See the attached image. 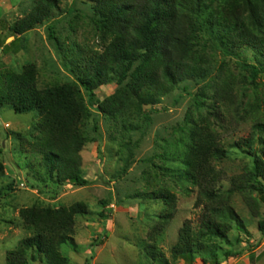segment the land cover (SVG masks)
Instances as JSON below:
<instances>
[{"label":"rangeland","instance_id":"rangeland-1","mask_svg":"<svg viewBox=\"0 0 264 264\" xmlns=\"http://www.w3.org/2000/svg\"><path fill=\"white\" fill-rule=\"evenodd\" d=\"M33 6L34 0H0V85L4 74H20L29 64L36 66L39 88L74 83L48 28L54 27L64 51H103L112 34L99 25L91 0H60L52 19L15 41L11 27ZM204 42L207 36L201 38ZM197 51L208 77L180 84L156 106L141 111L128 107L112 116L89 104L90 116L82 125L89 140L81 153L82 170L90 181L86 187L55 184L52 166L33 152L30 144L40 136L42 121L36 111L0 109L1 159L6 168L0 176V264L34 233L20 218L21 209L70 207L77 202L85 203L90 214L76 217L73 241L60 247L68 264H158L148 257V246L162 251L169 264H203L199 256L188 263L171 254L184 223H200L202 209L194 206L198 189L179 171L195 126L210 127L220 137L227 152L215 164L223 175L221 191L227 192L228 204L245 224V231L234 228L228 233V242L217 241L223 252H240L223 264H264V234L258 229L264 203L250 186L230 192L232 179L243 177L251 167V157L235 144L249 137L264 115V75L253 76L243 67L254 63L252 53L230 57L211 44ZM124 85L102 86L97 98L105 101ZM82 95L87 103L83 90ZM225 95L227 101H220ZM127 164V172L119 174ZM54 190L58 192L52 194ZM160 191L176 197V214L167 225L161 218L167 211L165 202L146 195ZM28 264L47 262L37 257Z\"/></svg>","mask_w":264,"mask_h":264},{"label":"trees","instance_id":"trees-1","mask_svg":"<svg viewBox=\"0 0 264 264\" xmlns=\"http://www.w3.org/2000/svg\"><path fill=\"white\" fill-rule=\"evenodd\" d=\"M91 1L99 25L112 34L103 51H64L54 27L48 28L74 83L39 88L36 66L29 64L20 74H4L0 85V109L10 106L18 114L36 111L41 116L40 136L30 145L34 153L42 155L44 163L52 166V177L60 187L90 184L82 170L81 156L89 142L82 131L90 116L89 104L112 116L123 114L128 107L141 111L145 106L160 104L180 84L208 77L197 51L207 44L230 57L252 53L254 63L243 67L253 76L264 75V0ZM59 7L60 0H34L29 14L11 27L15 41L52 19ZM206 36L208 42L201 43ZM113 83L125 85L109 99L100 101L96 91ZM219 100L227 101V95ZM189 135V146L179 161L180 177L198 189L194 206L201 207L202 212L198 226L187 221L180 229L172 258L194 263L199 256L203 264H223L240 252H223L217 241L228 242V233L234 228L245 231L244 222L228 204L227 192L221 191L223 175L215 166L227 152L210 127L195 126ZM235 145L252 161L243 177L232 179L230 192L250 186L264 203V115L252 126L250 136ZM128 167L125 165L119 174H125ZM5 172L0 148V176ZM146 195L165 202L167 211L161 218L167 225L176 214V197L168 191ZM19 214L34 233L7 253L6 264H28L37 257H43L47 264H68L60 247L73 241L76 217L90 212L85 203L77 202L60 208L32 206L21 209ZM258 229L264 234V220L258 222ZM148 247L147 255L152 261L169 264L156 246Z\"/></svg>","mask_w":264,"mask_h":264}]
</instances>
